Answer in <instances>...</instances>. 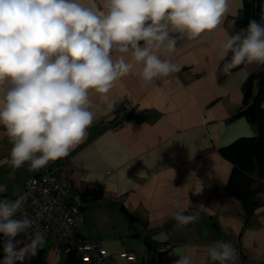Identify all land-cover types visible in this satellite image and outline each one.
I'll return each mask as SVG.
<instances>
[{"label": "crops", "instance_id": "obj_1", "mask_svg": "<svg viewBox=\"0 0 264 264\" xmlns=\"http://www.w3.org/2000/svg\"><path fill=\"white\" fill-rule=\"evenodd\" d=\"M230 5L211 34L188 38L173 33L176 50L162 51V57L177 64V72L146 86L135 73L117 82L114 109L98 117L63 166L53 171L65 189L63 199L84 212L78 234L101 241L109 252L105 263L94 264L148 259L176 264L178 255L189 256L192 264H206V248L217 240L232 245L239 240L247 259L264 263V203L248 214L222 188L232 163L220 148L257 133L239 111L247 79L261 70L256 63L241 64L230 74L222 70L221 44L241 32L235 22L243 2L230 0ZM260 104L264 107V96ZM119 110L122 114L115 115ZM10 149L0 129V193L15 195L34 171L27 165L13 170L4 163ZM7 182L14 185L12 193L6 192ZM178 208L198 220L178 225L173 219ZM166 244L169 248L161 251ZM58 245L55 237H47L35 256L16 264H84L75 253H59ZM122 250H132L136 260L126 261Z\"/></svg>", "mask_w": 264, "mask_h": 264}, {"label": "clouds", "instance_id": "obj_2", "mask_svg": "<svg viewBox=\"0 0 264 264\" xmlns=\"http://www.w3.org/2000/svg\"><path fill=\"white\" fill-rule=\"evenodd\" d=\"M230 10V0H0V129L11 144L4 163L36 171L67 157L114 109L117 82L135 73L146 86L177 72L162 57L176 50L173 33L211 34ZM219 58L225 74L264 64V23L250 20L226 38ZM24 202V196L0 199V233L7 238L0 264L35 256L45 243L46 233L22 211ZM173 219L182 226L198 217L178 208ZM21 233L28 242L15 240ZM178 256L176 264H192ZM238 259L230 242L206 248L214 264Z\"/></svg>", "mask_w": 264, "mask_h": 264}, {"label": "built area", "instance_id": "obj_3", "mask_svg": "<svg viewBox=\"0 0 264 264\" xmlns=\"http://www.w3.org/2000/svg\"><path fill=\"white\" fill-rule=\"evenodd\" d=\"M121 114L122 110L115 113L117 116ZM119 125L120 122H117L112 127L116 128ZM63 164L64 158L50 162L47 167L27 176L17 194L0 193V199L15 200L24 196L22 211L36 222L41 231L46 233V238L55 237L58 240L59 253H75L84 264L105 263L110 255L102 242L82 237L77 232V226L83 220L84 212L79 204L63 199L65 189L53 174V171ZM6 239L0 233V244H4ZM20 239L27 240V237L21 233L15 237V240ZM169 246V244L163 245L160 250H166ZM233 246L238 254V264H264L247 259L242 252L239 240H236ZM119 254L128 262L136 260L132 250H122ZM206 264H214V262L208 260Z\"/></svg>", "mask_w": 264, "mask_h": 264}, {"label": "trees", "instance_id": "obj_4", "mask_svg": "<svg viewBox=\"0 0 264 264\" xmlns=\"http://www.w3.org/2000/svg\"><path fill=\"white\" fill-rule=\"evenodd\" d=\"M242 2V13L235 22L240 30L245 29L250 20L260 22L264 15V0ZM258 65L261 70L247 79L245 97L239 111L255 125L257 133L239 137L220 148V153L232 163L228 181L222 188L228 195L239 199L248 214L264 203V107L260 104L264 96V64ZM140 264H153V259Z\"/></svg>", "mask_w": 264, "mask_h": 264}, {"label": "rangeland", "instance_id": "obj_5", "mask_svg": "<svg viewBox=\"0 0 264 264\" xmlns=\"http://www.w3.org/2000/svg\"><path fill=\"white\" fill-rule=\"evenodd\" d=\"M6 187H7L6 192H8V193H12V191L14 190V185L11 184L10 182L6 183Z\"/></svg>", "mask_w": 264, "mask_h": 264}]
</instances>
